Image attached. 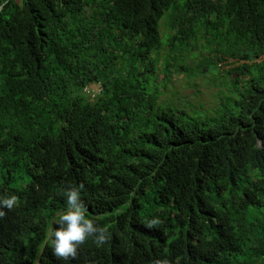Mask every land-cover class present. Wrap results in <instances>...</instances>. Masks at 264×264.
I'll use <instances>...</instances> for the list:
<instances>
[{"label":"trees","instance_id":"1","mask_svg":"<svg viewBox=\"0 0 264 264\" xmlns=\"http://www.w3.org/2000/svg\"><path fill=\"white\" fill-rule=\"evenodd\" d=\"M162 19L174 53L203 40L197 73L225 74L214 108L160 99ZM263 56L264 0H0V197H18L0 264H62L42 243L75 181L108 230L88 264L138 241L178 264H264ZM195 227L208 239L188 251Z\"/></svg>","mask_w":264,"mask_h":264},{"label":"clouds","instance_id":"2","mask_svg":"<svg viewBox=\"0 0 264 264\" xmlns=\"http://www.w3.org/2000/svg\"><path fill=\"white\" fill-rule=\"evenodd\" d=\"M84 91L91 98L97 94V88L93 85L85 87ZM78 182L75 181L74 185L67 186L63 190L66 204L63 203L64 208H56L57 212L53 216L46 234L48 243H42V248L49 245L51 255L62 261V264H88L78 255L79 249L90 241L101 246L109 238L108 230L95 223L98 216L92 215L88 210L85 184H77ZM17 203L18 197L15 195L0 197V218L5 215L2 210L5 208L12 210ZM88 213L92 215V219ZM205 239H208L206 230L196 227L190 229L183 237L188 251L201 246L206 241ZM163 251L160 249L153 252L149 244L145 246L138 241L131 256L120 264H178L177 260L163 256ZM211 258L204 259L202 263L206 264V261H211Z\"/></svg>","mask_w":264,"mask_h":264},{"label":"rangeland","instance_id":"3","mask_svg":"<svg viewBox=\"0 0 264 264\" xmlns=\"http://www.w3.org/2000/svg\"><path fill=\"white\" fill-rule=\"evenodd\" d=\"M159 31L163 40V49L160 52V63L157 66L155 78L162 93L160 99L187 111L214 108L216 101L220 98V92L227 93V89L222 86L225 74L223 72L205 75L197 73V66L206 56L202 50L204 41L199 40L192 51L188 53L177 54L166 42L165 36L168 32L164 25V19L160 21ZM169 57H172L174 61H184L183 66L177 67L182 70L176 71L172 68L170 72L163 71L161 61ZM261 59L264 60V56ZM231 69L230 62H225L221 66V70L224 72Z\"/></svg>","mask_w":264,"mask_h":264}]
</instances>
